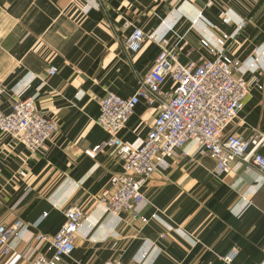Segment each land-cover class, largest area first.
I'll list each match as a JSON object with an SVG mask.
<instances>
[{
	"label": "crops",
	"instance_id": "0c3cea01",
	"mask_svg": "<svg viewBox=\"0 0 264 264\" xmlns=\"http://www.w3.org/2000/svg\"><path fill=\"white\" fill-rule=\"evenodd\" d=\"M263 6L264 0H0V108L33 97L58 127L34 153L0 134V224L20 219L27 232L52 235L64 208L80 207L85 215L73 248L58 264H226L221 256L232 247L231 264H264V176L255 169L216 174L214 160L186 142L141 187L147 199L141 223L94 203L120 170L113 148L84 153L107 137L95 123L98 101L107 90L121 97L134 92L160 38L176 44L186 62L212 57L200 39L228 35L223 52L239 61L249 91L226 130L264 137ZM131 25L153 36L134 53L122 48ZM50 66L53 74L46 73ZM155 112L138 102L118 137L137 147ZM256 151L264 155V140ZM15 247L0 264H24L26 244Z\"/></svg>",
	"mask_w": 264,
	"mask_h": 264
},
{
	"label": "built area",
	"instance_id": "2783aa9c",
	"mask_svg": "<svg viewBox=\"0 0 264 264\" xmlns=\"http://www.w3.org/2000/svg\"><path fill=\"white\" fill-rule=\"evenodd\" d=\"M227 38L228 35L221 34L212 43L201 39L200 45L212 57L186 62L179 61L176 44L160 38L158 52L150 68L138 77L134 92L121 97L107 90L100 98L95 123L107 137L84 153L93 157L103 146L112 147L120 160V170L110 175L107 185L94 197L96 205H101L115 217L130 212L145 223L147 219L139 214L147 203L141 187L164 158L173 156L189 141L195 144V153L214 160L216 174L226 173L235 166L253 168L264 176V155L256 151L264 137L244 138L226 130L249 91L248 82L239 74V61L223 52ZM145 39H153L152 33L145 34L131 25L123 38L122 48L134 53ZM55 71L54 66L46 69L47 74ZM167 80L169 86L164 89ZM256 86L261 88L259 84ZM3 93L0 82V99ZM140 101L146 106H154L156 112L141 143L131 147L117 134ZM57 129L52 118L36 109L33 97L14 99L6 110L0 108V134L21 145L28 153L36 152ZM84 215L76 205L65 207L63 221L52 235L27 232L28 225L20 219L8 225L0 224V257L9 256L21 241L26 244L20 253L24 264H58L63 256H69ZM236 253L237 249L232 247L221 260L231 264ZM100 264L142 263L107 259Z\"/></svg>",
	"mask_w": 264,
	"mask_h": 264
},
{
	"label": "rangeland",
	"instance_id": "374dc122",
	"mask_svg": "<svg viewBox=\"0 0 264 264\" xmlns=\"http://www.w3.org/2000/svg\"><path fill=\"white\" fill-rule=\"evenodd\" d=\"M222 18H224V17H222ZM222 21H224V20H222ZM222 34H224V33H222ZM221 35V34H220ZM219 36V35H218ZM218 36H216V37H218ZM215 38V37H214ZM214 38H213V40H214ZM201 40V39H200ZM213 42V41H212ZM199 43H200V41H199Z\"/></svg>",
	"mask_w": 264,
	"mask_h": 264
}]
</instances>
